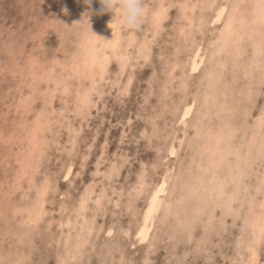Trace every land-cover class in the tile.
<instances>
[{
    "label": "rangeland",
    "instance_id": "rangeland-1",
    "mask_svg": "<svg viewBox=\"0 0 264 264\" xmlns=\"http://www.w3.org/2000/svg\"><path fill=\"white\" fill-rule=\"evenodd\" d=\"M240 1L143 0L130 31L0 0V264H264V0Z\"/></svg>",
    "mask_w": 264,
    "mask_h": 264
},
{
    "label": "bare ground",
    "instance_id": "bare-ground-1",
    "mask_svg": "<svg viewBox=\"0 0 264 264\" xmlns=\"http://www.w3.org/2000/svg\"><path fill=\"white\" fill-rule=\"evenodd\" d=\"M260 1H261V0H260ZM240 2H242V0H241ZM254 2H257V0H256V1L254 0ZM254 2H253V3H254ZM253 3L251 2V5H250V6L253 7ZM258 4H259V3H258ZM258 4H257V5H258ZM255 6H256V5H255ZM255 6H254V8H255ZM252 7H250V8H252ZM260 8H261V7H260ZM164 10H165V9H164ZM236 10H237V9H236ZM251 10H252V9H251ZM255 10L257 11V8H256ZM255 10H254V12H255ZM259 10H260V9H259ZM238 11H239V10H238ZM245 11L247 12L248 10H245ZM261 11H262V10H261ZM160 12L162 13L161 9H160ZM160 12H159V13H160ZM257 12L260 13V11H257ZM161 13H160V14H161ZM248 13H249V12H248ZM160 14L158 15L159 18H160ZM242 14H243V13H242ZM246 14H247V13H246ZM252 14H253V13H252ZM252 14H251V15H252ZM254 14H255V13H254ZM257 14H258V13H257ZM257 14H255V15H257ZM262 14H263L262 16H264V10H263ZM222 15H223L222 12H217V13H216V17H217V18H216L215 21L219 23V21H221V19L223 18ZM243 15H245V14H243ZM248 15H249V14H248ZM249 16H250V15H249ZM260 16H261V15L259 14V18L262 19V17H260ZM243 17H244V16H243ZM245 17H246V16H245ZM247 17H248V16H247ZM252 17L255 18L254 15H253ZM256 17H257V16H256ZM236 18H237V16H236ZM161 19H162V18H160L159 20H161ZM163 19H164V18H163ZM248 19L250 20V18H248ZM251 19H252V18H251ZM255 19L258 20L257 18H255ZM154 20H155V19H153V22H155V21L157 20V17H156V20H155V21H154ZM205 20H207V19H205ZM234 20H235V19H234ZM256 20H253V21H256ZM263 20H264V19H263ZM159 22H160V21H159ZM203 22H206V21L203 20ZM251 22H252V21H251ZM256 22H261V21L259 20V21H256ZM210 23H211V22H210ZM233 23H234V22L231 21V23H230L229 25L231 26ZM239 23H240V22H239ZM248 23H249V22H248ZM261 23H262V22H261ZM241 24H242V23H241ZM249 24H250V23H249ZM251 24H253V22H252ZM259 24H260V23H259ZM155 25H156V24H155ZM182 25H183V24H182ZM254 25H256V24H254ZM263 25H264V23H263ZM247 26H249L248 29H250L251 25H246V27H247ZM256 27H257V26H256ZM252 28H253V27H252ZM260 28H261V27H260ZM246 29H247V28H245V30H246ZM262 29H263V28H262ZM262 29H261V30H262ZM251 30H252V29H250L249 31H251ZM261 30H260V31H261ZM253 31H254V29H253ZM253 31H251V33H252ZM243 32H244V31L242 30V33H243ZM246 32H247V31H246ZM254 32H255V31H254ZM254 32H253V33H254ZM262 32H264V31L262 30ZM246 34H247V37H248V33H246ZM262 35H263V34H262ZM240 38H241V36H240ZM114 41H115V40H114ZM114 41H113V43H116L117 40H116L115 42H114ZM144 45H145V44H144ZM211 46H214V45L212 44ZM147 48H148V47H147ZM257 51H259V50H257ZM260 51H261V50H260ZM255 53H256V52H255ZM256 54H257V53H256ZM193 58H194V57H193ZM177 65H178V64H177ZM177 65H176V66H177ZM198 67H199V66H198L195 62H193V64L191 65V70H192V73H193V74H195L196 72H198V71H197V70H198ZM173 68H174V67H173ZM232 69H233V68H232ZM209 72H210V71H209ZM211 72H212V71H211ZM211 72H210V73H211ZM204 73H205V72H204ZM196 74H197V73H196ZM210 75H211V74H210ZM93 76H94V75H93ZM180 77H181V76H180ZM207 77H208V76H207ZM210 78H211V77H210ZM206 81H208V80H206ZM205 84H206V83H205ZM206 85H207V84H206ZM206 88H207V87H206ZM202 90H203V89H202ZM199 91L201 92V90H199ZM199 91H198V93L200 94ZM202 93H203V91H202ZM212 93H213V92H212ZM216 94H217V93H216ZM201 97H202V96H201ZM207 97H208V96H207ZM214 98H215V97H214ZM219 99H220V97H219ZM221 99H222V98H221ZM221 99H220V100H221ZM214 100H215V99H214ZM223 100H224V99H223ZM196 101H197V99H196ZM221 101H222V100H221ZM201 102H202V100H201ZM214 102H215V101H214ZM220 103H221V102H220ZM222 103H223V101H222ZM222 103H221V104H222ZM190 104H191V103H190ZM202 104H203V103H202ZM202 104H200V107H201ZM198 105H199V104H198ZM195 106H196V105H195ZM202 106H203V105H202ZM215 106H216V105H215ZM177 107H178V106H177ZM185 107H186V106H185ZM200 107H198V109H200ZM205 107H206V106H205ZM201 108H202V107H201ZM203 108H204V106H203ZM206 108H207V107H206ZM208 108H209V107H208ZM212 108H213V107H212ZM223 108H224V107H223ZM209 109H210V108H209ZM213 109H214V108H213ZM191 110H192V106L189 105L187 108H185V109L183 110V112H181V113H182V116H181V121H182V122H186V121H187V119L190 117ZM200 110H201V109H200ZM202 110H203V109H202ZM222 110H223V109H222ZM203 111H204V110H203ZM203 111H201V112H203ZM230 111H231V108H230ZM204 112H205V111H204ZM204 112H203V113H204ZM231 112H232V111H231ZM224 113H225V112H224ZM207 114L209 115V113H207ZM207 114H206V117H207ZM212 114H214V113H212ZM217 114H218V113H217ZM217 114H216V115H217ZM221 114H222V113H221ZM214 115H215V114H214ZM231 116H232V115H231ZM195 117H196V115H195ZM218 117H219V116H218ZM220 117H221V116H220ZM192 118H193V117H192ZM210 118H212V115H211V114H210ZM226 118H227V115H226ZM231 118H232V117H231ZM197 119H199V117H198ZM204 119H205V118H204ZM216 119L218 120V118H216ZM219 119H220V118H219ZM221 119H222V118H221ZM223 119H224V118H223ZM190 120H192V119H190ZM194 120H195V119H194ZM194 120H193V121H194ZM199 120H200V119H199ZM207 120H208V118H207ZM224 120H225V119H224ZM181 121H180V122H181ZM210 121H211V120H210ZM221 121H222V120H221ZM225 121H226V120H225ZM196 122H197V121H196ZM199 122H200V121H199ZM223 123H224V122H223ZM226 123H227V122H226ZM226 123H225V124H226ZM192 124H193V123H192ZM197 124H199V123H197ZM215 124H216V123H215ZM229 124H231V123L229 122V123H228V126H229ZM198 126H199V125H198ZM215 126H216V125H215ZM237 126H238V125H237ZM192 128H193V126H192ZM199 129H201V127H200ZM216 130H217V128H216ZM218 132H219V131H218ZM176 133H177V132H176ZM260 133H261V132H260ZM218 134H219V133H218ZM221 134H222V133H221ZM221 134H219V136H220ZM191 135H192V134H191ZM192 136H193V135H192ZM178 137H181V136L178 135ZM190 137H191V136H190ZM223 138H224V137H223ZM190 139H191V138H190ZM224 139H225V138H224ZM217 140H218V139H217ZM178 141H179V140H178ZM197 141H198V140H197ZM222 141H223V140H222ZM199 142H200V141H199ZM199 142H198V143H199ZM180 144H181V143H180ZM202 146L204 147L205 145L202 144ZM202 146H201V142H200V147L203 149ZM222 146H223V145H222ZM171 147H172V146H171ZM197 147H199V146H197ZM200 147H199V148H200ZM201 148H200V149H201ZM204 148H207V147H204ZM170 149H171V148H170ZM202 149H201V150H202ZM198 150H199V149H198ZM203 150H204V149H203ZM205 151H206V150H205ZM207 151H208V150H207ZM234 151H235V150H234ZM199 152H200V151H199ZM202 152H203V151H202ZM224 152H225V151H224ZM204 153H205V152H204ZM208 153H209V152H208ZM199 154H200V153H199ZM171 155H172V156L174 155V152H173V151L171 152ZM205 155H208V154L205 153ZM209 155H210V154H209ZM212 155H213V154H212ZM234 155H235V154H234ZM202 157H203V155H202ZM210 157H211V156H210ZM236 157H237V156H236ZM240 157H241V156H240ZM175 158H177V156H175ZM175 158H172V159H175ZM211 158L214 159L213 156H212ZM166 159H167V158H166ZM200 159H201V158H200ZM206 159H208V157H206ZM206 159L204 158V160H206ZM212 159H211V160H212ZM217 159H218V158H217ZM227 159H228V158H227ZM230 159H231V158H230ZM230 159H228V160H230ZM204 160H203V162H205ZM211 160H210V162H213V160H212V161H211ZM200 161H201V160H200ZM163 162H164V161H163ZM207 162H209V161H207ZM214 162H215V161H214ZM194 163H195V162H194ZM230 163H231V162H230ZM207 164H208V163H207ZM201 165H202V162H201ZM205 165H206V164H205ZM242 165H243V164H242ZM247 165H248V164H247ZM197 166H198V163H197ZM201 167H202V166H201ZM201 167H200V168H201ZM198 168H199V167H198ZM200 168H199V169H200ZM209 168H210V167H209ZM239 168H240V167H239ZM241 170H242V169H241ZM205 171H206V170H205ZM246 171H247V170H246ZM193 174H194V173H193ZM245 174H246V173H245ZM75 175H76V174H75ZM201 175H202V174H201ZM209 175H210V174H209ZM212 175H213V174H212ZM217 175H218V174H217ZM222 176H223V175H222ZM243 176H244V175H243ZM166 177H167V176H166ZM210 177H212V176L210 175ZM167 178H168V177H167ZM238 178H239V177H238ZM241 178H242V177H241ZM168 179H169V178H168ZM197 179H198V178H197ZM222 180H224V179H222ZM222 180H221V181H222ZM237 180L240 181V179H237ZM263 180H264V179H263ZM161 181H162V180H161ZM166 181H167V180H166ZM196 181H197V180H196ZM221 181H220V182H221ZM243 181H244V179H243L241 182H243ZM259 181H260V180H259ZM255 182H256V181H255ZM260 182L262 183V180H261ZM260 182H259V183H260ZM160 183H161V182H160ZM226 183H227V182H226ZM261 183H260L259 185H261ZM263 183H264V182H263ZM198 184H199V182H198ZM198 184H197V185H198ZM200 184H201V183H200ZM232 184H233V183H232ZM234 184H235V183H234ZM255 184H256V183H255ZM195 185H196V184H195ZM230 185H231V184H230ZM257 185H258V184H257ZM257 185H255V186H257ZM259 185H258V186H259ZM167 186H168V185H167ZM233 186H234V185H233ZM233 186H232V187H233ZM255 186H253V187H255ZM239 187H240V186H238V188H239ZM241 188H242V185H241ZM259 188H260V187H259ZM253 189H254V188H253ZM255 189H256V188H255ZM228 190H229V189H228ZM235 190H236V189H235ZM218 191H219V188H218ZM218 191H217V192H218ZM164 192H165V190H164V188H163V185H162V186H159V187H157V188L154 190L153 194H152V195L150 196V198H149L150 203H149L148 206H147V210H146L147 212H145V214H144V216H143V219H142V225H141V228H140L139 231L137 232V234L139 235V238H141L142 241H145L146 238H147V236H146L145 234H147V232H148V230H149V229L147 228V227H148V221H149V219H150V216L153 214L152 212L154 211V208H155V209H156V208L158 209V207H160V204H161L160 198H161V196H163ZM228 192L231 193V192H233V191H228ZM234 192H235V191H234ZM234 192L232 193V196H231V197L235 196V195H233ZM206 193H207V192H206ZM208 193H209V192H208ZM242 193H243V192H242ZM215 194H216V193H215ZM219 194H221V193L218 192V195H219ZM222 194H223V193H222ZM256 194L258 195L257 191H256ZM206 195H207V194H206ZM216 195H217V194H216ZM218 195H217V196H218ZM236 195H237V194H236ZM257 195H256V196H257ZM209 196H210V195H208V197H209ZM222 196H224V195H222ZM208 197H207V198H208ZM218 197H219V196H218ZM235 197H236V196H235ZM242 197H243V195H242ZM242 197H241V198H242ZM257 197H258V196H257ZM211 198H212V200H214L213 197H211ZM214 198H215V197H214ZM220 198H221V196L219 197V199H220ZM222 198L224 199V197H222ZM222 198H221V199H222ZM239 198H240V196H239ZM209 199H210V197H209ZM216 199H217V197H216ZM208 201H209V200H208ZM220 201H221V200H220ZM230 201H231V200H230ZM235 201H236V200H235ZM221 202H222V201H221ZM236 202H237V201H236ZM219 203H220V202H219ZM208 204H209V206H210V202H209ZM208 204H207V205H208ZM211 204H212V203H211ZM223 205H224V204H223ZM227 205H228V204H227ZM237 205H238V203H237ZM239 205H240V204H239ZM260 205H261V204H260ZM171 206H172V205H171ZM209 206H208V207H209ZM241 206H242V205H241ZM239 208H240V207H239ZM254 208H255V207H254ZM194 209H195V208H194ZM213 209H214V208H213ZM240 209H241V208H240ZM255 209H258V208H255ZM255 209H254V210H255ZM76 210H77V209H76ZM209 210H210V212H212L210 208H209ZM214 210H215V209H214ZM222 210L224 211L223 208H222ZM235 210H237V207L235 208ZM215 211H216V210H215ZM241 211H242V209H241ZM241 211H240V212H241ZM213 212H214V211H213ZM233 212H234V211H233ZM236 212H237V211H236ZM245 212H246V211H245ZM245 212H244V213H245ZM258 212H259V211H258ZM258 212H257V215L254 214V216H258V215H260V214H258ZM260 212H261V211H260ZM186 213H187V212H186ZM208 213H209V212L207 211L206 214H208ZM212 214H213V213H212ZM233 214H234V213H233ZM245 214H246V213H245ZM185 215H186V214H185ZM263 215H264V214H263ZM251 216H252V215H251ZM230 217H231V216H229V218H230ZM177 218H178V216H177ZM251 218H252V217H251ZM253 218H254V217H253ZM260 218H262V217L260 216ZM260 218H259V219H260ZM185 219H186V218H184V220H185ZM257 222H258V221H257ZM258 223H259V222H258ZM262 224H263V223H262ZM260 225H261V224H260ZM260 225H257V228H256V229H257V232H256L255 235H257V236L259 235V231H261V226H260ZM218 226H219V225H218ZM251 229H252V228H251ZM252 231H253V230H252ZM252 233H253V232H252ZM252 237H253V236H252ZM256 239H257V238H256ZM253 240H254V239H253ZM258 241H260V239H259ZM256 244H257V243H256ZM256 244H255V245H256ZM253 245H254V244H253ZM257 245H258V244H257ZM257 245H256V246H257ZM250 246H251V245H250ZM249 248H250V247H249ZM251 248H252V247H251ZM253 249H254V250H259V249L255 248V247H254ZM253 249H252V250H253ZM259 251H260V250H259ZM248 253H249V252H248ZM256 254H258V253H256ZM6 256H7V255H6ZM254 257H255V256H254ZM254 257H253V258H254ZM257 257H259V256H257ZM6 259H7V258H6ZM4 260H5V259H4ZM4 260H3V261H4ZM252 260H253V259H252ZM252 260H251V261H252ZM6 261H7V260H6ZM7 262H8V261H7ZM4 263H5V262H4ZM244 264H245V263H244Z\"/></svg>",
    "mask_w": 264,
    "mask_h": 264
},
{
    "label": "clouds",
    "instance_id": "clouds-1",
    "mask_svg": "<svg viewBox=\"0 0 264 264\" xmlns=\"http://www.w3.org/2000/svg\"><path fill=\"white\" fill-rule=\"evenodd\" d=\"M84 3L90 6L92 0H84ZM99 3L101 5L99 9L100 15L105 13L114 14L109 26L113 23H120L124 28L130 31L136 30L141 26L143 17L145 16L143 0H99ZM90 14V12L84 13V17L87 19L88 23ZM60 23L64 24L62 22Z\"/></svg>",
    "mask_w": 264,
    "mask_h": 264
}]
</instances>
